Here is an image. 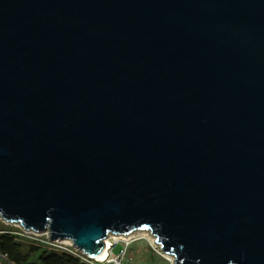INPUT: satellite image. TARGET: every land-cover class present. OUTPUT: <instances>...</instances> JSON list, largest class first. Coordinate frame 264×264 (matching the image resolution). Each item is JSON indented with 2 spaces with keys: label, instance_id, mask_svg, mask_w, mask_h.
I'll return each mask as SVG.
<instances>
[{
  "label": "water",
  "instance_id": "obj_1",
  "mask_svg": "<svg viewBox=\"0 0 264 264\" xmlns=\"http://www.w3.org/2000/svg\"><path fill=\"white\" fill-rule=\"evenodd\" d=\"M0 217L264 264V0H0Z\"/></svg>",
  "mask_w": 264,
  "mask_h": 264
},
{
  "label": "trees",
  "instance_id": "obj_2",
  "mask_svg": "<svg viewBox=\"0 0 264 264\" xmlns=\"http://www.w3.org/2000/svg\"><path fill=\"white\" fill-rule=\"evenodd\" d=\"M23 238L21 231L0 228V252L10 264H102L86 261V257L74 248H69L72 251L59 250Z\"/></svg>",
  "mask_w": 264,
  "mask_h": 264
},
{
  "label": "rangeland",
  "instance_id": "obj_3",
  "mask_svg": "<svg viewBox=\"0 0 264 264\" xmlns=\"http://www.w3.org/2000/svg\"><path fill=\"white\" fill-rule=\"evenodd\" d=\"M0 228H10V229L18 230V231L24 230V229H21V227L17 224L5 222L1 217H0ZM45 233L46 231L43 234L45 235ZM23 236H24L23 239L28 240L29 242L30 239L25 237V235ZM138 236L141 238L131 242L128 247L125 246V243L123 241H119L113 247L112 252L114 253V255H117V253L120 250L126 251L125 257L123 258V261H122L123 264H170L162 256H160L158 253L155 252V249H157V245L153 244V236L151 235L149 231L138 230L127 238H133V237H138ZM56 242L57 244L70 246L69 241L63 240V241H56ZM94 261L99 262L96 260ZM100 263L114 264V262L112 263L100 262Z\"/></svg>",
  "mask_w": 264,
  "mask_h": 264
},
{
  "label": "built area",
  "instance_id": "obj_4",
  "mask_svg": "<svg viewBox=\"0 0 264 264\" xmlns=\"http://www.w3.org/2000/svg\"><path fill=\"white\" fill-rule=\"evenodd\" d=\"M21 229H23V228H21ZM136 231H138V230H136ZM43 233L44 232H36V231L25 230V229L21 230V235L22 236L25 235V237L29 238L30 241H32V242L44 244V245H46L48 247L59 249V250H65V251H72L69 248H74L70 241H69L70 246L57 244L56 241H63V240L51 239L47 232L45 233V235ZM131 233L132 232H130V233L126 234V235L110 234V235H113V236H110L111 240H109V248H108V251H107V254H106V258L104 260H102V261H99V262H104V263H112V262H114V264H123L122 261H123V258L125 257L126 251L125 250H120L117 253V255H114V253L112 252V249L119 241H123L125 243V246L128 247L131 242L141 238L139 236L138 237H133V238H127V237H129L128 235L131 234ZM64 241H68V240H64ZM153 244L157 245L155 243L154 239H153ZM74 249L76 251H78L76 248H74ZM79 252H81V251H79ZM155 252L158 253L160 256H162L170 264H174L173 263V258L168 256V255H166V254H164L160 250L158 245H157V249H155ZM82 254L86 257V258H84L86 261H89V262L94 261V260L98 261L96 258L92 260L87 255H85L84 253H82ZM168 257H170L171 259H169ZM108 259H110V260H108ZM3 262L9 263L6 255H4V254H2L0 252V264H3Z\"/></svg>",
  "mask_w": 264,
  "mask_h": 264
},
{
  "label": "bare ground",
  "instance_id": "obj_5",
  "mask_svg": "<svg viewBox=\"0 0 264 264\" xmlns=\"http://www.w3.org/2000/svg\"><path fill=\"white\" fill-rule=\"evenodd\" d=\"M135 231H133L131 234H134ZM131 234H129L128 236H130ZM144 234V233H143ZM147 235V234H146ZM110 236H113V235H108L102 242H103V248L102 250L100 251V253L96 256V259L98 261H102L106 258V254H107V251H108V248H109V240H110ZM153 239H155L153 237ZM170 259V258H169Z\"/></svg>",
  "mask_w": 264,
  "mask_h": 264
}]
</instances>
